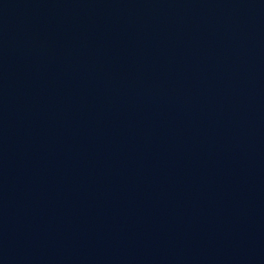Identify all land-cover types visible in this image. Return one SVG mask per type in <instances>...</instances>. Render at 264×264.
<instances>
[{
	"label": "water",
	"instance_id": "95a60500",
	"mask_svg": "<svg viewBox=\"0 0 264 264\" xmlns=\"http://www.w3.org/2000/svg\"><path fill=\"white\" fill-rule=\"evenodd\" d=\"M0 264H264V0H0Z\"/></svg>",
	"mask_w": 264,
	"mask_h": 264
}]
</instances>
